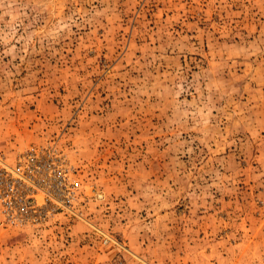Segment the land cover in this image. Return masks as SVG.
<instances>
[{"label":"rangeland","instance_id":"374dc122","mask_svg":"<svg viewBox=\"0 0 264 264\" xmlns=\"http://www.w3.org/2000/svg\"><path fill=\"white\" fill-rule=\"evenodd\" d=\"M0 264H264V0H0Z\"/></svg>","mask_w":264,"mask_h":264},{"label":"built area","instance_id":"2783aa9c","mask_svg":"<svg viewBox=\"0 0 264 264\" xmlns=\"http://www.w3.org/2000/svg\"><path fill=\"white\" fill-rule=\"evenodd\" d=\"M47 171L52 175L54 180V188H57L62 193L66 194L67 198L74 195L75 190L79 188V181H72L69 169L62 163L49 164Z\"/></svg>","mask_w":264,"mask_h":264}]
</instances>
